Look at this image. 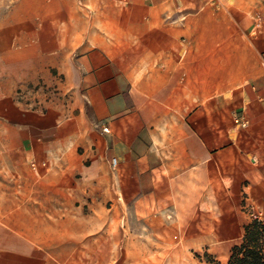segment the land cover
<instances>
[{"label":"crops","instance_id":"obj_1","mask_svg":"<svg viewBox=\"0 0 264 264\" xmlns=\"http://www.w3.org/2000/svg\"><path fill=\"white\" fill-rule=\"evenodd\" d=\"M255 216L264 0H0V264L94 263L123 224L225 264Z\"/></svg>","mask_w":264,"mask_h":264},{"label":"rangeland","instance_id":"obj_2","mask_svg":"<svg viewBox=\"0 0 264 264\" xmlns=\"http://www.w3.org/2000/svg\"><path fill=\"white\" fill-rule=\"evenodd\" d=\"M123 235L122 239L117 240L115 246H112L110 252L104 255L103 258L96 256V261L92 263L79 262L76 264H215L217 260L211 256L199 252H192L188 257L181 256L178 248H136L134 246V232L128 231L125 233L126 225H121ZM117 230L114 229V234ZM113 240V238H112ZM99 250V249H98ZM227 264V263H225Z\"/></svg>","mask_w":264,"mask_h":264},{"label":"trees","instance_id":"obj_3","mask_svg":"<svg viewBox=\"0 0 264 264\" xmlns=\"http://www.w3.org/2000/svg\"><path fill=\"white\" fill-rule=\"evenodd\" d=\"M227 264H264L263 221L254 218L246 227L242 242L232 248Z\"/></svg>","mask_w":264,"mask_h":264},{"label":"built area","instance_id":"obj_4","mask_svg":"<svg viewBox=\"0 0 264 264\" xmlns=\"http://www.w3.org/2000/svg\"><path fill=\"white\" fill-rule=\"evenodd\" d=\"M242 126H246L247 125V121H238ZM103 130L105 132H109V127H104ZM113 163L116 164L117 163V159H113ZM255 218L259 219L257 216H255Z\"/></svg>","mask_w":264,"mask_h":264}]
</instances>
